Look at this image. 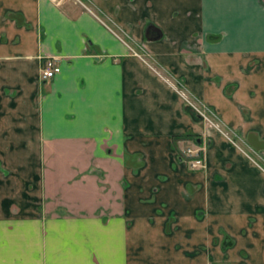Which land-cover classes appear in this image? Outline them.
I'll return each instance as SVG.
<instances>
[{
	"label": "crops",
	"instance_id": "1",
	"mask_svg": "<svg viewBox=\"0 0 264 264\" xmlns=\"http://www.w3.org/2000/svg\"><path fill=\"white\" fill-rule=\"evenodd\" d=\"M51 55L60 71L43 80ZM187 133L205 167L190 196L121 214L123 264H264V0H0V264H93L70 194L96 217L122 204V180L167 187ZM29 181L47 227L6 226ZM48 181L73 222L44 217Z\"/></svg>",
	"mask_w": 264,
	"mask_h": 264
},
{
	"label": "rangeland",
	"instance_id": "2",
	"mask_svg": "<svg viewBox=\"0 0 264 264\" xmlns=\"http://www.w3.org/2000/svg\"><path fill=\"white\" fill-rule=\"evenodd\" d=\"M83 1H87V0H83ZM134 50L135 52H138V53L143 52L139 47L137 48L136 46ZM210 117L212 118V116ZM228 132H229V135L227 136L229 138L231 137L232 140H235L236 144L239 146L240 149L242 146V148L249 151L247 156L251 160H254V161L256 160L255 162L259 164L263 162L258 156H256V154L252 150L247 149L246 146L243 145V143L237 137V135L233 134V132L231 131H228ZM181 145L182 144L180 141L177 142L176 148L179 149ZM140 158L141 157H136V156L132 158V164H131L132 167L140 163ZM128 159H131V157H129ZM178 161H179V164H176L173 166L174 172L172 175L174 177L171 178V181L169 179L165 180V181H170L167 187H163V186L160 187V186H157L156 184H153L151 188L135 186L136 184H140V183H132V184L126 185V182L122 180L121 186L123 187L122 191H124L123 193L125 195L124 198L122 197V204H117L115 205V207H112L110 203L103 202L102 203L103 208L101 207L99 210H96V214H95L96 217L91 215V211L93 210V208L89 207V202L92 201V199H90L89 197L87 198L86 196L79 198L75 194H70L72 197L80 199V202H85L86 207L81 206L85 208V211H86V213L83 214V218H85L84 222L86 225L84 226L85 228L89 227L91 232L90 234H87L85 236L86 242L84 244H94L93 240L96 241L95 247H94L96 249L94 251L96 252L93 251L95 253V257H91L92 260H90V261H93V264H123L122 261L124 259L123 258L124 252H123L122 244H121L122 239H123V235H122L123 226L126 222H130V220H126V218L124 219L121 218L123 217L121 216V214L125 212H130L131 210L139 211V209H142V206L136 202V200L140 196L145 195V194L147 196L148 194L149 199L154 197L159 202V199H163L164 197L171 199V201L173 200L175 201L176 197L191 195V190H190L189 185H190L191 180L194 179V178H191V174L189 173V171L191 170L187 167L186 163H182L180 159H178ZM4 173L6 172L4 171ZM34 173L31 171H24L21 174L24 178L26 176V179H29V177L33 175ZM102 173L103 172L100 171V173L99 174L97 173V174L103 181H107V178H104V175H102ZM162 178L164 177L162 176ZM174 181H179L181 182V184L182 183H185V184L181 188L174 189V184H175ZM49 182L51 181H48L49 188H48L47 198H45L46 199L45 210L43 213V215H45L44 217H46L47 215L51 216L52 214L51 212L53 211L55 218L57 217L56 215L58 214L63 215V216L66 215L65 217L67 220L65 219L64 222L65 223L73 222V219L71 218L75 216V212H69L67 207L65 208V206L56 205L55 203H51L49 201V199H51L58 203L59 200L62 199L58 196H54L57 190L54 189V187L51 184H49ZM163 184L164 183L162 182V185ZM23 192L26 193V195H22L21 197V200L24 203L16 211V212H19V211L21 212L19 214H16V216L18 215V217L6 218V226H13V227L20 226L22 228H27V229L28 228L30 229L31 227L33 228L39 227L41 229L46 228L49 220L48 221L44 220L41 217H37V219L34 218L38 215V208L36 204H35V208H33L31 211V208L34 207V204L32 202L35 201L36 198L39 199V194L36 192L33 186V183L31 184V182L29 181L28 183L24 184ZM55 197H57V199ZM174 205L175 203L170 204V206H174ZM168 206L169 205L166 204L165 202H159L155 204V209L157 211H160ZM39 207L41 206L39 205ZM69 207L73 210L75 208L76 209L78 208L76 207V205H72V206L69 205ZM109 207H112L113 210L108 209ZM30 212H33L34 215L30 214ZM93 217L97 218L96 222L94 221ZM58 221L60 220L55 219L51 221V224L54 225V227L55 225L58 224L60 227L64 223L63 221L62 222H58ZM73 226L74 225L72 224V227ZM61 227H63V225ZM94 229H96V231H94ZM97 229H100V231L98 232ZM111 229H112V232H111ZM52 233H53V236L55 237L56 236L55 231H53ZM25 238L29 240L30 238H33V237L28 235V236H25ZM115 246H116V249H115Z\"/></svg>",
	"mask_w": 264,
	"mask_h": 264
},
{
	"label": "built area",
	"instance_id": "3",
	"mask_svg": "<svg viewBox=\"0 0 264 264\" xmlns=\"http://www.w3.org/2000/svg\"><path fill=\"white\" fill-rule=\"evenodd\" d=\"M58 1V0H54ZM135 54H138L135 52ZM60 71V65L58 63V57L55 55L46 56L43 65L40 69V78L41 79H48L54 76L56 73ZM199 113L207 118V116L204 114V112L199 110ZM181 153L183 154V157L186 159L188 164L193 168H199L202 167L203 164V158L201 156V147L199 145L195 144H189L181 149Z\"/></svg>",
	"mask_w": 264,
	"mask_h": 264
},
{
	"label": "flooded vegetation",
	"instance_id": "4",
	"mask_svg": "<svg viewBox=\"0 0 264 264\" xmlns=\"http://www.w3.org/2000/svg\"><path fill=\"white\" fill-rule=\"evenodd\" d=\"M199 113V112H198ZM200 114V113H199ZM201 115V114H200ZM189 141H191V144H195V145H199L201 147V156L203 158V166L202 167H199V168H193L191 167L188 162L186 161V159L183 157V154L181 153V149L182 147H180L178 149V155H179V159L180 160H183L184 163H186L187 167L191 170H203V168L205 167V161H204V155H203V152H204V147L201 145V138L199 136H196V135H190V137L188 138Z\"/></svg>",
	"mask_w": 264,
	"mask_h": 264
},
{
	"label": "trees",
	"instance_id": "5",
	"mask_svg": "<svg viewBox=\"0 0 264 264\" xmlns=\"http://www.w3.org/2000/svg\"><path fill=\"white\" fill-rule=\"evenodd\" d=\"M189 135H191V134L187 133L185 136H183V138H184V137L186 138V137L189 136Z\"/></svg>",
	"mask_w": 264,
	"mask_h": 264
}]
</instances>
